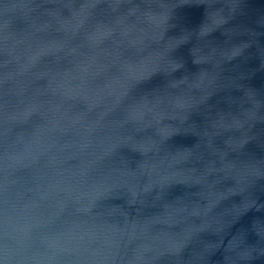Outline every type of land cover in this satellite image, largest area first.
Listing matches in <instances>:
<instances>
[{"label": "water", "instance_id": "water-1", "mask_svg": "<svg viewBox=\"0 0 264 264\" xmlns=\"http://www.w3.org/2000/svg\"><path fill=\"white\" fill-rule=\"evenodd\" d=\"M0 264H264V0H0Z\"/></svg>", "mask_w": 264, "mask_h": 264}, {"label": "snow or ice", "instance_id": "snow-or-ice-1", "mask_svg": "<svg viewBox=\"0 0 264 264\" xmlns=\"http://www.w3.org/2000/svg\"><path fill=\"white\" fill-rule=\"evenodd\" d=\"M133 86H134V85H133ZM241 211H242V209H238V210H237L238 214H239V212H241Z\"/></svg>", "mask_w": 264, "mask_h": 264}]
</instances>
